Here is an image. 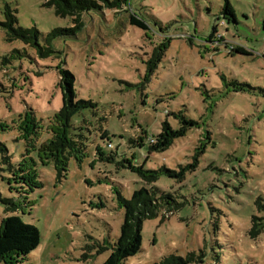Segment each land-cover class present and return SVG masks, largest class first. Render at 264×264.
Instances as JSON below:
<instances>
[{
	"label": "rangeland",
	"instance_id": "obj_1",
	"mask_svg": "<svg viewBox=\"0 0 264 264\" xmlns=\"http://www.w3.org/2000/svg\"><path fill=\"white\" fill-rule=\"evenodd\" d=\"M227 1L235 22L221 15L225 0H129L122 11L85 12L82 28L53 39L47 58L8 40L0 25V197L40 233L35 250L0 264H101L123 221L118 194L128 199L150 187L128 166L177 169L203 143L196 169L182 181L161 175L153 183L183 205L145 220L141 250L121 264L189 252L204 257L195 264H264V229L248 235L251 217L264 214L255 204L257 197L264 203V0ZM42 3L0 0V22L7 4L15 26H34L46 46L47 32L73 23ZM132 12L148 32L129 25ZM163 41L155 72L138 85L145 60ZM228 43L250 54L232 52ZM60 62L75 77V99L92 104L67 123L57 113ZM180 111L197 126L145 161L151 136L164 121L177 129ZM55 140L63 147H51ZM5 207L0 202V220L13 213Z\"/></svg>",
	"mask_w": 264,
	"mask_h": 264
},
{
	"label": "trees",
	"instance_id": "obj_2",
	"mask_svg": "<svg viewBox=\"0 0 264 264\" xmlns=\"http://www.w3.org/2000/svg\"><path fill=\"white\" fill-rule=\"evenodd\" d=\"M128 4L129 0H43L42 5L52 8L55 15L59 17H70L73 23V26L70 28H56L47 32L43 37L46 46H41L39 44L38 38L41 34L34 26L30 28L15 26L17 18L7 4L4 6V21H1L0 25L4 27L8 40H20L25 45L35 49L41 58H47L55 53L50 46V42L53 39L66 35L74 36L75 33L82 28L83 22L81 20V15L83 13L89 11L103 13V9H110L118 12L125 10L124 8H126ZM221 15L228 22L236 21L234 10L227 0H225L221 8ZM127 22L129 25L136 26L146 32L149 30L148 23L139 14L133 12L129 13ZM261 27L264 30V13ZM215 33L216 27L213 25L212 31L207 38L209 43L215 42V40H213ZM165 41L167 42L168 39ZM165 41H163V43H158L152 48L149 57L144 62L145 73L143 81L138 85L142 86L143 83H146V79L155 72L166 50ZM228 45L227 46L231 48L232 52L243 55L250 54L249 51L238 44L228 43ZM62 65L63 63L60 62L56 67L59 76L58 87L61 94V106L57 113L58 116L67 123L70 121L73 113L92 104L90 101H85L80 98L75 99V77L68 68L62 67ZM239 87L241 88L242 86L238 85V88ZM175 116L178 119L179 127L174 129L168 122L164 121L161 125V131L155 136H151L152 141L146 146L147 155L144 158L145 161L153 152H162L169 148L175 139L184 137L189 129L198 124L195 120L186 118L181 111L176 113ZM107 136L108 133L104 131L102 138H107ZM72 145L73 143L67 144L68 147ZM57 146L62 148L63 144L59 140H55L51 143V147L56 148ZM0 148L6 151V148L1 144ZM205 148L206 143H203L201 147L198 146L191 161L185 165H180L177 169H170L165 166L158 167L157 169H145L143 165L134 169L133 166H128L130 169L136 170L141 181L150 187H139L132 191L128 199L118 194V204L123 208V221L120 225L116 240L114 243L110 244L111 252L101 264H121L128 257L137 254L142 246L141 230L143 222L158 216L161 212L176 211L183 205V203L177 201L176 197L171 193H158L153 183H155L161 175L182 181L187 172L196 169L198 157L200 153L204 152ZM1 157L3 160H8V156H5V153H2ZM106 158L111 159L112 155H108ZM61 171L60 167L56 169L57 178L61 177ZM0 202L6 206L5 211L13 212L0 220V262L9 254L27 256L38 247L40 233L36 227L29 223H25L18 214L14 213L16 209L12 204V200L0 197ZM255 204L259 211H264V203L261 197H257ZM263 229L264 214L260 217L252 216L248 235L251 238H255ZM102 248L104 247H101V249ZM195 257L193 252L186 253L185 256L182 257L172 254L162 257L156 264H195V262L199 263L201 262L200 260L203 261L204 259V257L201 259V256ZM215 258H218V256L216 255Z\"/></svg>",
	"mask_w": 264,
	"mask_h": 264
},
{
	"label": "built area",
	"instance_id": "obj_3",
	"mask_svg": "<svg viewBox=\"0 0 264 264\" xmlns=\"http://www.w3.org/2000/svg\"><path fill=\"white\" fill-rule=\"evenodd\" d=\"M230 49H231V48H230ZM108 145H109V146H111V144H110V143H109Z\"/></svg>",
	"mask_w": 264,
	"mask_h": 264
}]
</instances>
